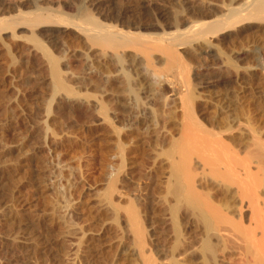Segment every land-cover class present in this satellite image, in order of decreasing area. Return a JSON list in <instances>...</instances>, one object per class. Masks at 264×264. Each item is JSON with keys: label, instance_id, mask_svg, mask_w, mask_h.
I'll return each instance as SVG.
<instances>
[{"label": "rangeland", "instance_id": "rangeland-1", "mask_svg": "<svg viewBox=\"0 0 264 264\" xmlns=\"http://www.w3.org/2000/svg\"><path fill=\"white\" fill-rule=\"evenodd\" d=\"M232 1L0 0V20L29 18L42 11L74 22L83 7L98 5L92 14L106 23L109 21L105 18L114 11L125 9L126 17L131 19L144 18L148 12L153 15L159 8L189 23L210 10L221 14ZM237 1L242 4L245 0L233 1L239 5ZM261 27L258 23H243L212 39L213 46H217L214 51L222 52V64L191 47L181 53L191 82L198 84L201 99H197L200 102L196 101L199 106L195 110L199 115L206 116V120L215 117L216 121L219 116L230 115L240 123L235 122V128L246 129L248 125L264 139V70L253 53H264ZM1 28L0 264H143L141 254L152 264H163L174 256L180 264H245L237 247H225L214 239L215 258H205L201 247L206 236L201 225L186 211L180 212L176 223L170 212V170L164 163L150 159L155 154L146 133H135L138 144L131 146V140L125 137L129 133L122 131L120 137L114 133L100 119L93 103L56 93L44 51L32 38L43 41L47 51L58 59L66 83L75 90L87 88V83L83 85L89 76L87 55H93L96 62L100 59L98 50H89L86 45L77 47L79 39L68 27L33 32L22 25L10 30ZM49 35L59 41L50 42ZM239 54H245L244 58H238ZM225 58L237 63L238 73L225 68ZM169 74L170 79L178 81L177 70ZM160 97L154 104L158 122L154 134L168 143L170 132L179 130L177 120L171 118L178 102ZM110 98L111 116L127 131L131 117L119 111L123 103ZM122 138L128 145L125 155L134 159L125 163L126 174L113 192L110 177L121 164L118 142ZM216 200L226 199L216 196ZM229 202L234 205V199ZM130 208L138 214L141 241L129 223Z\"/></svg>", "mask_w": 264, "mask_h": 264}, {"label": "bare ground", "instance_id": "bare-ground-1", "mask_svg": "<svg viewBox=\"0 0 264 264\" xmlns=\"http://www.w3.org/2000/svg\"><path fill=\"white\" fill-rule=\"evenodd\" d=\"M233 1L227 3L229 5H226V10L221 11V14L210 10L208 13H200L189 23L182 22L176 14L172 13L173 16L163 8L155 9L154 14L157 16L148 12L144 18L136 16L131 19L126 17L125 9L114 11V15L105 18L109 21L106 23L92 14L98 5H91L87 9L80 8L75 23L38 10L39 13L31 14L33 16L29 18L16 15L19 18L14 16L1 19L0 26L2 30H10L22 25L32 32L40 28L68 27L67 30L79 39L75 43L77 47L86 45L89 50H98L100 59H96V62L93 55H87L89 76L85 83L84 78L81 82L83 85L87 83V88L75 90L66 83L58 59L47 51L43 41L32 38L36 47L44 51L56 93L63 92L79 101L93 103L100 119L104 124H109L114 133L119 137L122 131L129 133L125 137L131 140L128 142L131 146L138 144L135 133H146L149 146L154 148L155 154L150 159L156 164L164 163L162 165L170 170V212L176 223L180 212L186 211L188 217L194 218L201 225L206 236L201 247L205 258H215L214 239L225 247L231 244L237 247L245 264H264V139L257 136L256 131L248 125L246 129L239 126L235 128L236 119H231L230 115L219 116L216 118L219 121L214 120L215 117L206 120V116L199 115V111L195 110L199 106V103L196 104L199 99L196 87L198 84L191 82L190 72H187L188 65L181 53L182 49L191 47L203 51L206 57L218 63L223 58L222 52L219 54L214 51L212 39L243 23L262 24L261 28L264 29V0H245L242 4L237 1L239 5ZM23 15L25 14L21 16ZM49 41L57 42L59 39L49 35ZM253 53L264 70V53L256 50ZM243 56L245 54L237 57ZM224 63L227 70H239L233 59L225 58ZM174 70L179 74L178 81H173V77L169 78V73ZM176 84L180 87L177 88ZM111 96L123 103L119 111L131 117V125L127 131L125 125L120 128L119 120L110 114L108 98ZM157 96L166 101L175 98L178 102L174 110L176 112H171V118L177 120L179 130L176 133L170 132L168 143L154 134L158 124L154 108ZM127 146L123 138L118 142L121 164L110 177L113 192L116 190V183L126 174L125 163L134 159L125 155ZM157 147H160L159 151ZM198 176L201 181L197 180ZM216 196L226 200L218 202ZM228 199H234V205ZM116 209L118 210L117 206ZM128 214L129 223L141 241L142 230L138 214L133 208L128 209ZM141 255L143 264H152L145 255ZM179 261L174 256L163 264H180Z\"/></svg>", "mask_w": 264, "mask_h": 264}]
</instances>
